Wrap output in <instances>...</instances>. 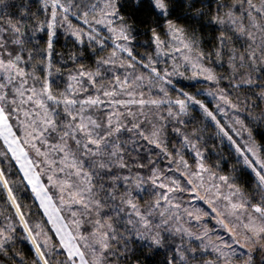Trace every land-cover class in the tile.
<instances>
[{
  "label": "snow or ice",
  "instance_id": "obj_1",
  "mask_svg": "<svg viewBox=\"0 0 264 264\" xmlns=\"http://www.w3.org/2000/svg\"><path fill=\"white\" fill-rule=\"evenodd\" d=\"M142 26L152 54L136 50ZM200 95L233 113L243 143L220 131L257 178L251 193L182 130L190 108L220 125ZM262 105L264 0H0V157L19 166L59 238L38 241L41 225L0 169L18 217L0 226V258L22 238L32 264H142L138 254L143 264H264Z\"/></svg>",
  "mask_w": 264,
  "mask_h": 264
},
{
  "label": "trees",
  "instance_id": "obj_2",
  "mask_svg": "<svg viewBox=\"0 0 264 264\" xmlns=\"http://www.w3.org/2000/svg\"><path fill=\"white\" fill-rule=\"evenodd\" d=\"M15 3L19 5L21 3V0H15ZM38 8L39 5L34 4L32 7V12L37 13ZM12 11L15 12L16 9H13ZM36 18L44 19V16L37 14ZM204 35L205 38L213 35L211 27L205 29ZM148 40L149 35L144 32V26H142L140 32L137 35V39L134 42L136 50L139 53H151L150 51H152V47L148 44ZM205 47L207 50V45ZM55 48L58 52L63 53L67 51L65 47V41L63 39H61L60 42L55 45ZM183 83L187 84L188 82ZM193 89L194 88H185V90L189 92H193ZM197 99H200L203 103H205V105L209 109L212 108L211 98L205 95H200L197 96ZM262 107H264V105H262ZM255 114H258V112ZM188 118L189 119H185L186 121H188V123H186L183 128L188 130L191 124V127L193 128V133H196V135L193 134L194 139L196 136L199 137V145L204 151L206 161L210 162L212 166H216L214 168H217L219 171L231 174L244 191H246L247 193H251L256 185V177L250 169H248L244 164L241 163V158L239 157V155H237L234 145L228 139H225V137L222 136L221 132H218L216 130V127L212 125L211 118L207 117L202 112V110L198 108L193 110L190 108ZM193 121H195L194 124ZM251 127L253 129V135L256 136V126L251 125ZM256 140L259 144H264V139H261V137L256 136ZM0 166L3 167V161L0 162ZM9 170L10 176L15 177L19 183V185L13 186V192L18 203L21 205V208L25 209L26 206L27 208H29V210L33 209L31 211H33L35 215H38L40 211L36 207L28 188L25 187V184L22 181L19 171L17 170V167L15 166V163L12 160L9 161ZM0 200H2L4 203L6 202L5 194L1 187ZM4 206L5 208H7L8 205L6 206L4 204ZM9 211L11 212L10 207ZM16 251L25 259V264H32L33 260L35 259V256L24 239H19V243L16 246ZM138 258L143 264V256H139L138 254ZM10 262L12 263V259H10L9 256L0 258V264H10ZM132 264H135L134 260L132 261Z\"/></svg>",
  "mask_w": 264,
  "mask_h": 264
},
{
  "label": "rangeland",
  "instance_id": "obj_3",
  "mask_svg": "<svg viewBox=\"0 0 264 264\" xmlns=\"http://www.w3.org/2000/svg\"><path fill=\"white\" fill-rule=\"evenodd\" d=\"M150 52L151 53H148V54H152V51H150ZM161 59L162 60L163 59H168L169 60V63H171V59L170 58L161 57ZM160 67H165V65L163 63H161L160 64ZM181 70H183V69H181ZM190 74H191L190 72L189 73H186V75H190ZM183 82L190 83V81H183ZM191 83H196V82L195 81H192ZM198 88L201 89L205 93L212 90L209 85H207L206 83H203V82L198 83ZM185 91H187V90H185ZM196 91H197V88H194L193 89V92H189V91L188 92H189V94H195ZM171 95L173 96V98L175 97V94L174 93L171 94ZM205 96H207V95H205ZM207 97H209V98L212 99V108L209 109V110L210 111H213L214 115H216V120H218L220 122V125L217 126L216 121L211 120L212 125L216 127V130L218 132H221L220 131V128L223 127L224 128V131L228 132L229 135H232L233 136V139L236 140L238 144L239 143H243V141L241 140V138L240 137H236L235 134L232 133L231 130H230V126H232V124H233V118H234L233 113L231 111H229L227 115H224L222 113L216 112L215 111V105H216L217 101L214 100L211 96H207ZM184 119H189V118H188V116H186ZM194 122L195 121H193V124H194ZM190 128H191V130H190ZM190 128L188 130L182 128V130L191 138V140H192L193 143H196L197 144L198 149L204 154V151L201 149V147L199 145V141H197V140L194 139V135H196V133H193V128L191 127V124H190ZM221 134H222L223 137H225V139H228L226 136L223 135L222 132H221ZM171 142H172L173 145H176V143H177V138L174 135H173V138H172ZM256 144L257 145H260L257 142V140H256ZM234 147H235V145H234ZM0 151H6V146L3 145L2 140H0ZM182 151H185V159L188 161V163L190 165H194V157H193V154L191 152L186 151V150H182ZM261 155L264 156V153H262ZM9 156H10V153H9ZM204 157H205V154H204ZM240 160H241V163L243 164L242 158ZM0 161H3V167H4L5 175H6V178L8 179V181H9V186L12 188V191H13V186H17V185H19V183H18V181H17V179L15 177L10 176V173H9L10 172V170H9V161L10 160L9 159H5L3 157H0ZM12 161L15 163L14 160H12ZM205 162H206L207 165L212 166V164L210 162H207L206 159H205ZM165 163H166V161H165ZM15 166L17 167V170L19 171V166L16 165V164H15ZM3 167L0 166V169H3ZM214 171H216L220 175H228L230 177H233L231 174H229V173H223V172L219 171L217 168H214ZM19 174H20V176L22 178V173L19 172ZM23 183L26 184V181H23ZM237 185L239 187H241L238 183H237ZM0 187H1V189L3 190V192L5 194V200H6L5 203L2 200H0V226H3L4 223H9V222H12L14 224H18V217H15V208L13 206H11V202L8 199V193H7L6 189H4L2 186H0ZM27 188L29 190V193H30V195H31V197H32V199H33L36 207L39 209L40 212H39L38 215H35L33 213V211H31L33 209H30L29 210V208H27L24 205L25 206V209L21 208V210L25 213V219L29 222L30 226H35L36 224H40L41 225L42 234H41L40 237H38V241L39 242H43L48 237H51L52 239L49 241V244L58 243V239L59 238L55 234V231L53 229L52 223L51 222H48L47 215H45L43 209L39 207V201L35 199L34 194L30 190V186H28ZM13 195H14V192H13ZM201 195H203V193H201ZM184 199L187 200L188 197L185 196ZM16 202L18 203L17 199H16ZM4 204L6 206L8 205L7 208H5ZM199 206L202 207L205 210L208 209V206L206 204H203L202 202H200ZM9 207L11 208V212L9 211ZM5 217H15V219H13L11 221H8V220H5L4 219ZM213 225H215V220H212L210 223H208L207 226L209 228H211ZM216 231L218 233H220L221 235H224V236L227 235L226 233L223 232V230L220 228L219 225H216ZM26 235H27V233H24L22 231V226L21 227H17V232H16V236L17 237H23V236H26ZM213 239L215 240L216 239V236H213ZM26 242L29 245L31 251L33 252V254L35 256V252L32 249L30 243L28 241H26ZM18 243H19V239L16 240L14 242L13 246H12L11 253L8 255L10 257V259H12V254H15L17 258L21 256L16 251V246L18 245ZM62 258L63 257H60V256H57L56 257V259H62ZM24 261H25V259H24ZM10 264H14L13 259H12V263L10 262Z\"/></svg>",
  "mask_w": 264,
  "mask_h": 264
}]
</instances>
